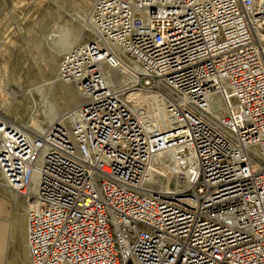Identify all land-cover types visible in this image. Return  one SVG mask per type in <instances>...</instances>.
<instances>
[{
    "label": "built area",
    "instance_id": "built-area-1",
    "mask_svg": "<svg viewBox=\"0 0 264 264\" xmlns=\"http://www.w3.org/2000/svg\"><path fill=\"white\" fill-rule=\"evenodd\" d=\"M253 9L94 1L93 38L58 65L82 101L43 132L0 116V181L27 197L28 264H264V46ZM124 67L135 81L121 90L106 69ZM130 88L161 99L131 102ZM157 153L198 169L185 192L145 190Z\"/></svg>",
    "mask_w": 264,
    "mask_h": 264
},
{
    "label": "rangeland",
    "instance_id": "rangeland-1",
    "mask_svg": "<svg viewBox=\"0 0 264 264\" xmlns=\"http://www.w3.org/2000/svg\"><path fill=\"white\" fill-rule=\"evenodd\" d=\"M94 1L0 0V116L38 132L39 125H50L48 116L61 119L82 101L76 86L58 76L60 58L66 51L56 60L52 55L58 52L57 42H64L66 49L67 44L93 38L88 17ZM255 1L261 10L259 0ZM162 88L173 92L166 85ZM136 92L140 96L152 93ZM181 164L169 162V167H162L158 162L155 181L145 186L185 192L190 186L189 165ZM27 206L25 195L1 185L0 264H28Z\"/></svg>",
    "mask_w": 264,
    "mask_h": 264
},
{
    "label": "bare ground",
    "instance_id": "bare-ground-1",
    "mask_svg": "<svg viewBox=\"0 0 264 264\" xmlns=\"http://www.w3.org/2000/svg\"><path fill=\"white\" fill-rule=\"evenodd\" d=\"M257 2H259V4L262 5V8H261V10H259L258 7H257L256 1L254 0L253 14L255 16L257 15L256 16L257 18L260 17L259 19H261V22H258L256 25H254V31H255V36H256L257 40L259 42H261L262 45L264 46V21H263L264 20V0H259ZM57 43L59 44V47L56 48V49H58V52L57 51L56 52L54 51L53 52V55H52V58L53 59L55 58V60L57 59V57L59 56V54L61 52H65L68 49H70L71 47L75 46V43L72 44V45H70V46L67 44L68 48L65 49L66 46L64 45V42H62V43L61 42H57ZM58 44H56V45H58ZM52 47H54V46H52ZM134 65H135V63H134ZM106 72L109 73V76L107 75L108 76V79H109V82H113L115 84V86H116L117 89L119 88V89L122 90L128 84H131V82L133 83L135 81V79L133 78V76L131 75V73L129 72V70H128L127 67H124V68L118 69V70H111L110 68H107L106 69ZM58 76H60L59 71H58ZM137 89L143 90V89H140V88H130L126 92H123V94L126 97V99H128L131 102H137V101H139V98L140 97L141 98L144 97L146 99H149V98L150 99H154L156 97H159V95H157V93H147L145 96H140L136 92ZM159 99H161V97H159ZM48 118L49 119H46V120H48V121H46L47 124H51V123H54V122H57L58 120H60L58 118L55 119V116H52V115L51 116H48ZM160 119H162L161 116H160ZM39 124H41V123H39ZM37 130H39V132H43L45 130V127L39 125ZM158 162H160V164L162 165V167H169L168 166L169 165V162H173V163H175V165H179V166L182 165L181 164L182 163L181 161L174 160V158H172L171 156L169 157L166 153H157L154 156V158H153V160L151 162V165H150V168H149V171H148L149 175L147 174V177L148 178H146L145 184L152 183L153 181H155L156 175H154V173L158 171L157 170L158 169V167H157L158 166L157 165ZM183 163L185 164V166H186V164H187V166L189 165L187 167V175H188L187 177H188V181H190L191 175H195L197 173L198 169L196 167H194L193 163H191V164L186 163V162H183ZM150 175H151V177H150ZM1 185H2V182L0 181V187H1ZM145 190L146 191H153V189H151L149 187H146Z\"/></svg>",
    "mask_w": 264,
    "mask_h": 264
}]
</instances>
